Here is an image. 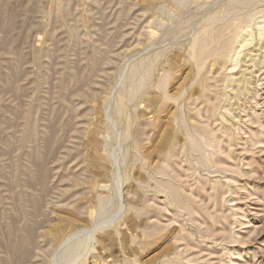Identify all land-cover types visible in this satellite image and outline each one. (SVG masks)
Listing matches in <instances>:
<instances>
[{
	"label": "rangeland",
	"instance_id": "rangeland-1",
	"mask_svg": "<svg viewBox=\"0 0 264 264\" xmlns=\"http://www.w3.org/2000/svg\"><path fill=\"white\" fill-rule=\"evenodd\" d=\"M226 1L0 0V264H53L71 234L95 223L101 230L84 264H264V45L258 51L256 29L264 0ZM217 11L250 26L253 41L235 69L226 61L204 83L188 51ZM142 62L150 75L128 98ZM161 80L176 101L164 97ZM207 92L211 103H200ZM120 98L124 115L116 117ZM198 109L201 151L181 120ZM173 140L168 173L159 152ZM162 184L192 191L194 200H182L199 210L200 226L172 208L155 234L149 218L162 208ZM208 211L224 233L206 236L214 230ZM176 212L179 222L170 223Z\"/></svg>",
	"mask_w": 264,
	"mask_h": 264
},
{
	"label": "bare ground",
	"instance_id": "bare-ground-1",
	"mask_svg": "<svg viewBox=\"0 0 264 264\" xmlns=\"http://www.w3.org/2000/svg\"><path fill=\"white\" fill-rule=\"evenodd\" d=\"M235 2H236V0H227L225 5L230 6L231 4H233ZM219 13H221V12L217 11V12H215L214 14H212L208 18V20H207L208 22L206 24L207 25V29H204L203 31H199L197 34H195L194 37L192 38L190 46H189L188 56H189L191 62H194V65H195V67L197 69V76H200L201 73L204 75V76H202V78L204 77V81H205L204 83H206L208 81V79H209V78L206 77V75L212 73L213 70H215V72H216L218 69H226V61L232 62V65L230 66V70L235 69L237 67V65L240 64L239 61L237 60L238 59V55L242 52V50L244 48H246L249 45H251L252 41H253L252 40L253 31H252V28L250 26H246V29L243 30V29H241V23L239 21H237L236 19L235 20L226 19V17H227L226 14L224 16H222V17L221 16L219 17L218 16ZM219 21L222 22L221 26H219ZM261 23H264V21L259 22V25H257V28H256L257 29V35H258V41H259L258 51L261 50V45H264V25H262ZM244 24L248 25L246 23H244ZM234 43H237L238 46H236V48H233V50L231 51L230 49L232 48V45ZM261 52H262V50H261ZM253 53H254V50H252V51L248 52V54H246V56H249V60H247V62L248 61L251 62L254 59L255 54H253ZM259 55H261V53ZM253 62H254V60H253ZM140 66H141V68L143 70V73L141 75L142 76L141 83H140V85H138L136 87H133L128 92V98L129 97L133 98L137 94V92H139V89L141 88V86H143L145 84L144 80L146 79V77H148L150 75V71H148L149 70L148 69L149 68L148 63L146 64V63L142 62V63H140ZM138 68L139 67L135 68V72L133 70V72H132L133 75L135 73H138ZM244 68H243L244 70L241 71V74H242L241 75V79H239V81L236 82L235 86H239L241 83H243L242 77H244L245 72L247 70H249L248 69L249 67H245L244 66ZM126 78H127V75L124 78H122V81L124 79H126ZM229 78H230V82H232L234 84L235 81L233 80V76H231ZM164 86H165V81H162V80L157 85L159 90H163V94H164V97L166 99H170V100H175L176 101V98H174L172 96H168L166 94ZM207 87H209L208 84L204 86V89H206ZM203 93H205V92L203 91ZM181 95H180V97H181ZM198 100H199V97L196 96L195 97V101H198ZM201 100L202 101L200 103H205V102H207L209 104L211 103V101H210L211 98H210L208 92L205 95H203V97H201ZM124 101L125 100H123V98H120L119 101L117 102L116 107H115L116 117H119L120 115H124V113H123L124 112V107H123ZM207 108H208V106L206 105L205 106V110H207ZM188 109H189V107H188ZM188 109L186 108L185 111H187ZM187 112H189V111H187ZM196 115L198 117H201V110L200 109H198L196 114L189 115L188 119H186L185 116L181 115V120H182V122L184 124V127H185L184 131H186V136H187L189 142L191 143L192 148L195 149L196 151H201L202 142L204 143V135L201 132V130L198 129V126H196V124L199 123L197 121L198 117L196 119ZM188 120L193 122L192 123L193 124V127H192L193 128V132H195V134L197 136H194L188 130V125H189ZM156 126H158V124L153 125L154 128ZM202 127H203V125H202ZM110 128H112V129L116 128V121H115V119L113 120V118H111V127ZM127 136H128V132L126 131V132H123L121 135L119 134L118 138H119V140L121 142L123 140H126ZM139 139H141V137ZM194 141H196V143ZM177 145H179V143L176 142V140H173L172 142H168L167 146L165 145L166 147L165 148L163 147L164 149H162L159 152L160 155H164V158L162 156L163 163L165 164V166H164L165 169L164 170H166V168H167V170H169V168L172 167L171 163H170V160L172 158L174 159V157L177 156V154L175 153V147ZM186 145H187L186 142H184L183 144H180L179 148L181 149V151H183L185 149ZM208 146H210V145H208ZM202 151H203L202 154L204 156L206 154V160H209L207 152L204 149ZM159 157H161V156H159ZM221 163L223 164L224 162L222 161ZM162 166L163 165L161 164V167ZM219 167H221V166H219ZM157 169H158V171H160V169L158 167L155 168V169L153 168V170H157ZM160 173H162L163 175H166L165 171H160ZM171 174H173V173L171 172ZM115 175H116V173H115ZM177 177H179V175H177ZM170 181H172V178H171ZM119 184H120V182L118 180L117 187H118ZM160 187H161L162 190L161 189L157 190V192L164 194V197H165V199L163 200L162 208L159 207L158 214L154 215V216H151L149 218V219H152V224H153L152 228H154L155 234L157 232H159V225H161V223L163 221L162 218L163 217H167L166 213H171L172 212V210H171L172 208H175V210L179 211V212H180V210L181 211L185 210L186 211V215L188 216V218H189V220L191 222H197L199 224V226L201 225L200 221L198 219H196L195 216H194V213H197V214L200 213L199 210L196 209V208H193V207H191V209L187 208L188 205L185 204L184 201L182 200L183 196L186 197L188 201L194 200L195 197H194V195H193L191 190H190V192L188 194L184 190L182 191L183 193L180 194L179 190L175 191V189L170 184H166V185L162 184V185H160ZM213 188H214V186H213ZM186 198H185V200H186ZM151 201H153L154 205L156 204L154 202L155 198L152 197ZM198 205H200V204H198ZM144 206L147 207L146 204ZM122 209L123 208H122V206L120 204L119 205V211H121ZM142 210H143V208H142ZM206 210H208L207 207H206ZM121 213H122V211H121ZM160 213H163V214H160ZM148 214H150V213H148ZM206 215H207V219L209 218L211 220L212 224L214 225V230L213 231H210V230L206 229L207 230L206 231V233H207L206 236L207 237L214 236V234L216 232L224 233L225 230L223 231L222 229H216L215 228L216 224H222V222L220 220L216 221V219H217L216 215H214L213 213H211L209 211H208V213H206ZM200 216H201V214H200ZM203 219L205 220V218H203ZM171 220L172 221L170 223L179 222L178 221V217H177V212L173 214ZM223 220L225 222H227V218L224 217ZM110 223L112 224V222H110ZM169 225L170 224L164 225L163 227L166 228ZM101 226H102V224H100V223L96 224L95 223L88 229L87 228L86 229H79V230L75 231L73 234H71L65 240V242L62 244L63 248L61 250V254L58 257V260H55V262L53 264H84V262H81L79 259L81 257H85V255L87 253H89V252L94 250V241H95V237L94 236L99 230H101ZM149 229H151V228H149ZM152 231H153V229H152ZM151 236H153V235H151ZM228 239H229L230 243L234 242V238L231 235L228 236Z\"/></svg>",
	"mask_w": 264,
	"mask_h": 264
}]
</instances>
